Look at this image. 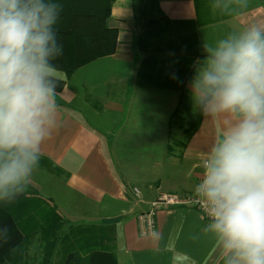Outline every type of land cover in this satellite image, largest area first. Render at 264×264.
Wrapping results in <instances>:
<instances>
[{
    "label": "crops",
    "instance_id": "obj_1",
    "mask_svg": "<svg viewBox=\"0 0 264 264\" xmlns=\"http://www.w3.org/2000/svg\"><path fill=\"white\" fill-rule=\"evenodd\" d=\"M154 17L167 19L168 30L163 42H147L150 52L179 44L191 54L205 53V43L264 26V0H249L244 10H234L230 0H115L108 25L118 29L116 52L69 76L56 69L63 128L44 146L27 187L56 205L64 228L99 227L103 234L109 226L118 264H223L215 235L205 231L210 221L196 207H162L156 233L139 232L137 216L153 200L194 190L221 134L213 117L201 115L196 126L189 82L203 57L184 89L166 87L157 73L160 58L171 63L167 51L145 66L144 55L136 59L140 31ZM44 253L43 235L34 233L21 264H42ZM50 253L49 264H62L57 248Z\"/></svg>",
    "mask_w": 264,
    "mask_h": 264
},
{
    "label": "clouds",
    "instance_id": "obj_2",
    "mask_svg": "<svg viewBox=\"0 0 264 264\" xmlns=\"http://www.w3.org/2000/svg\"><path fill=\"white\" fill-rule=\"evenodd\" d=\"M247 9L249 0H230ZM213 8L216 5L213 4ZM61 6L0 0V201L21 195L44 146L63 128L53 63L63 53ZM229 14H232L229 12ZM189 82L193 107L219 120L195 196L205 206L223 264H264V26L228 33Z\"/></svg>",
    "mask_w": 264,
    "mask_h": 264
},
{
    "label": "trees",
    "instance_id": "obj_3",
    "mask_svg": "<svg viewBox=\"0 0 264 264\" xmlns=\"http://www.w3.org/2000/svg\"><path fill=\"white\" fill-rule=\"evenodd\" d=\"M114 1L47 0L61 6L54 31L58 42L63 45V53L53 61L56 69L69 76L79 67L116 52L118 29L108 25ZM166 20L154 17L145 23L139 34L136 59L140 54L144 55L142 61L145 66L153 57L167 51L171 63L165 64L160 58L159 64L155 65L157 73L164 74L166 87L184 89L197 58L204 57L206 53L191 54L179 44L175 48L159 47L150 52L146 46L148 41H164L168 30ZM160 80L154 82L159 83ZM198 116L196 126L201 122L199 111ZM196 126L187 131L186 143ZM64 225V216L56 205L28 187L15 200L9 203L0 201V264H21L31 237L37 232L43 235L45 244L42 264H49V254L53 255L50 251L54 252L55 248L62 253V264H118L113 239L108 234L109 226L104 225L102 234L99 227L70 225L64 228Z\"/></svg>",
    "mask_w": 264,
    "mask_h": 264
},
{
    "label": "built area",
    "instance_id": "obj_4",
    "mask_svg": "<svg viewBox=\"0 0 264 264\" xmlns=\"http://www.w3.org/2000/svg\"><path fill=\"white\" fill-rule=\"evenodd\" d=\"M204 164V163H203ZM201 177L198 180L200 182ZM197 183V184H198ZM188 205L196 207L203 216L210 221L205 206L195 196L194 190L188 193H164L150 203L149 209L140 212L137 216L139 232L141 235L154 234L157 231L156 214L162 207Z\"/></svg>",
    "mask_w": 264,
    "mask_h": 264
},
{
    "label": "rangeland",
    "instance_id": "obj_5",
    "mask_svg": "<svg viewBox=\"0 0 264 264\" xmlns=\"http://www.w3.org/2000/svg\"><path fill=\"white\" fill-rule=\"evenodd\" d=\"M178 74H179V72H178ZM58 254L61 255L62 254L61 251Z\"/></svg>",
    "mask_w": 264,
    "mask_h": 264
}]
</instances>
